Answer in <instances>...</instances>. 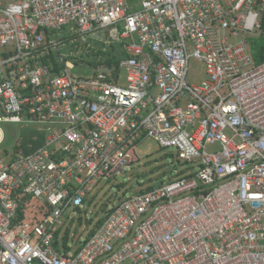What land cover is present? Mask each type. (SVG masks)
<instances>
[{"label": "built area", "instance_id": "obj_1", "mask_svg": "<svg viewBox=\"0 0 264 264\" xmlns=\"http://www.w3.org/2000/svg\"><path fill=\"white\" fill-rule=\"evenodd\" d=\"M107 32L117 68L73 75ZM261 34L264 0H0V123L58 126L0 157V264H264V63L249 43ZM147 138L198 171L127 198L65 252L67 212Z\"/></svg>", "mask_w": 264, "mask_h": 264}, {"label": "rangeland", "instance_id": "obj_2", "mask_svg": "<svg viewBox=\"0 0 264 264\" xmlns=\"http://www.w3.org/2000/svg\"><path fill=\"white\" fill-rule=\"evenodd\" d=\"M131 5L136 0H127ZM89 36L90 45L95 46L97 51L117 54L121 52L118 43L111 37V33ZM64 54H68L63 49ZM88 48H80L79 64L72 71L73 75L83 78L96 76L97 70L88 62L95 60L88 55ZM118 55V54H117ZM98 57L97 60L103 59ZM87 64V65H85ZM115 80V77L112 78ZM207 80L206 69L202 62L192 60L190 63L187 83L190 86H200ZM117 83L126 87L127 72L121 70L118 73ZM48 128L58 126H42L38 124H12L0 123V157L9 158L13 155L15 147L24 133L32 130L46 131ZM136 153L139 161L132 163L124 174H120L110 180H101L87 194L85 203L78 209H71L63 218V227L60 230L58 241L66 248L65 252L74 255L89 238L97 224L104 220L107 213L119 206L127 198L151 191L157 184L168 183L182 177H190L198 171L196 163H187L179 159L176 149L161 148L153 139L147 138L138 144Z\"/></svg>", "mask_w": 264, "mask_h": 264}, {"label": "trees", "instance_id": "obj_3", "mask_svg": "<svg viewBox=\"0 0 264 264\" xmlns=\"http://www.w3.org/2000/svg\"><path fill=\"white\" fill-rule=\"evenodd\" d=\"M249 43L251 48V54L253 56L255 64L260 65L261 63H264V34H261L259 37L250 39ZM93 56L96 59L88 62V65H91L96 69L99 65H104L115 70V68H117V66L119 65V60H118L119 55L117 54L116 55L113 53L108 54L100 50V51H95L93 53ZM101 56H104V58L101 60H97V58ZM44 61L47 64L51 62L54 63V65H56L55 57L52 55H47L44 58ZM44 143H45V133L43 131L32 130L29 133H24L21 136L19 143L15 147L13 155L14 156L18 155L19 151L21 150L23 151L24 155H29L34 151L38 150L39 148H41ZM109 213L110 211L107 213V215ZM103 223L104 220H101L96 227L99 228Z\"/></svg>", "mask_w": 264, "mask_h": 264}, {"label": "water", "instance_id": "obj_4", "mask_svg": "<svg viewBox=\"0 0 264 264\" xmlns=\"http://www.w3.org/2000/svg\"><path fill=\"white\" fill-rule=\"evenodd\" d=\"M102 72H104V73H109V74L111 73V71H110L109 68H105V69H103ZM160 185H161V184H157L156 187H155V189H156V190L159 189Z\"/></svg>", "mask_w": 264, "mask_h": 264}]
</instances>
